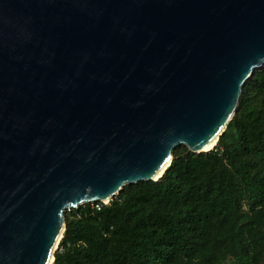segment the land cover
<instances>
[{
    "label": "water",
    "instance_id": "water-1",
    "mask_svg": "<svg viewBox=\"0 0 264 264\" xmlns=\"http://www.w3.org/2000/svg\"><path fill=\"white\" fill-rule=\"evenodd\" d=\"M263 67L264 0H0V264L213 150Z\"/></svg>",
    "mask_w": 264,
    "mask_h": 264
},
{
    "label": "trees",
    "instance_id": "trees-1",
    "mask_svg": "<svg viewBox=\"0 0 264 264\" xmlns=\"http://www.w3.org/2000/svg\"><path fill=\"white\" fill-rule=\"evenodd\" d=\"M53 264H264V67L213 150L66 211Z\"/></svg>",
    "mask_w": 264,
    "mask_h": 264
},
{
    "label": "bare ground",
    "instance_id": "bare-ground-1",
    "mask_svg": "<svg viewBox=\"0 0 264 264\" xmlns=\"http://www.w3.org/2000/svg\"><path fill=\"white\" fill-rule=\"evenodd\" d=\"M217 141H218V140H215V142H214L209 148H207V150L214 148V147L217 145ZM156 179H159V178H156ZM106 203H107V201H106ZM63 230H64V227H62V229H61V231H60V234H59V236H58V239H57V242H56V247H57V248H58V245H59V243H60V241H61V239H62ZM56 247H55V248H56ZM49 264H53V259H51V261H50Z\"/></svg>",
    "mask_w": 264,
    "mask_h": 264
},
{
    "label": "rangeland",
    "instance_id": "rangeland-1",
    "mask_svg": "<svg viewBox=\"0 0 264 264\" xmlns=\"http://www.w3.org/2000/svg\"><path fill=\"white\" fill-rule=\"evenodd\" d=\"M71 210H73V209H71ZM71 210H69V211H71ZM61 240H62V239H61ZM60 242H61V241H60ZM59 245H60V243H59ZM59 245H58V248H59ZM58 248H57V250H58ZM57 250H56V251H57Z\"/></svg>",
    "mask_w": 264,
    "mask_h": 264
}]
</instances>
